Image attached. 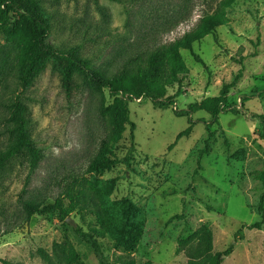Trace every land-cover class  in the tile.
<instances>
[{"label":"rangeland","instance_id":"374dc122","mask_svg":"<svg viewBox=\"0 0 264 264\" xmlns=\"http://www.w3.org/2000/svg\"><path fill=\"white\" fill-rule=\"evenodd\" d=\"M223 1L228 0H40L49 15L50 40L64 50L80 46L92 69L107 75L128 55L182 38ZM227 14L229 23L218 28L217 39L209 35L193 45L205 65L189 51L181 52L188 72L181 76V86L168 89L173 102L155 108L146 98L130 101L135 129L127 127L115 150L119 162L97 176L118 179L111 198H128L142 208L145 227L133 251L99 238L110 264L129 259L137 264H188L197 247L196 239L188 240L201 228L211 231L214 254L234 244L221 264H264V227L247 228L261 220L263 182L256 175L264 170V141L259 137L264 117V0H233ZM16 20L14 15L8 29ZM17 62L7 33L0 35V152L17 135L11 114L22 93L43 157L32 172L20 157L0 173V259L49 264L39 250L51 253L54 243L68 239L79 255L76 264H100L75 232L77 227L90 232L96 226L90 210L69 214L77 227L53 215L27 220L25 213L28 205L53 204L59 198L69 207V199L61 195L69 177L86 173L107 134L99 113L102 95L77 77L78 88L67 96L52 65L23 91ZM242 67L243 76L228 96L229 109L213 120L200 103L218 96ZM105 96L110 104L108 92ZM189 119L192 131L175 143ZM209 138V153L199 164ZM54 264H60L56 257Z\"/></svg>","mask_w":264,"mask_h":264},{"label":"trees","instance_id":"16d2710c","mask_svg":"<svg viewBox=\"0 0 264 264\" xmlns=\"http://www.w3.org/2000/svg\"><path fill=\"white\" fill-rule=\"evenodd\" d=\"M114 1L121 2V0ZM232 2L233 0L221 2L212 13L204 16L196 27L185 33L182 38L126 56L125 59H121L119 69L107 75L92 69L91 60L80 55V46L64 50L50 40L49 15L42 8L40 0H0V35L7 33L8 42L17 52L16 68L19 75L24 76L23 91L32 86L50 65L59 71L62 88L69 97L78 88L76 78L81 77L102 95L103 102L99 113L107 132L96 155L90 160L86 173L69 177L65 185L66 191L61 193L69 199V207L64 206L62 198L57 199L53 204L28 205L25 213L27 220L35 215H53L65 221L75 210L79 212L90 210L95 216L96 226L91 228L90 232L76 226L75 232L91 246L100 264H110L104 246L99 241L100 237H108L117 249L124 251H133L138 247L145 227L142 208L128 198L113 200L111 196L117 187L118 179L102 180L97 175L111 170L119 162L115 150L123 139L127 127L129 126L131 130L135 129V123L130 118V101L146 98L155 108H162L168 102H173L171 97H167L168 89L176 84L181 86L183 82L181 76L188 72L181 52L189 51L197 63L205 65L203 59L194 52L193 45L209 35L217 37L218 28L229 23L227 8ZM14 15L17 16L16 23L8 29ZM242 76L243 67L230 83L223 85L218 96L200 103V109L212 116L213 120H217L222 112L229 109L228 96ZM106 92L112 99L110 104H107ZM175 114L182 117L184 111L175 110ZM11 120L17 123L18 132L7 148L0 152V173L14 159L20 157L27 159L29 171L32 172L38 166L43 154L33 139L31 111L22 99V93L17 96ZM192 127L193 122L189 119V127L178 134L175 143L190 134ZM259 137L264 141V117ZM209 150L210 138L205 149L200 152L199 164L203 155L209 153ZM86 174L92 175L88 178ZM256 177L263 182V193L258 204L261 220L247 226L249 230H261L264 227V170L258 172ZM238 235L235 239H238ZM195 239L197 247L191 253L192 259L188 264H221L222 257L229 256L234 249L233 244L225 252L214 254L212 233L208 228H201L188 241ZM39 255L49 264H54V257L59 259L60 264H76L79 260L78 253L68 239L54 243L51 253L40 249ZM119 261L124 260L120 257ZM0 264L19 263L0 259ZM124 264L137 263L129 259L125 260ZM140 264L154 263L147 261Z\"/></svg>","mask_w":264,"mask_h":264},{"label":"water","instance_id":"95a60500","mask_svg":"<svg viewBox=\"0 0 264 264\" xmlns=\"http://www.w3.org/2000/svg\"><path fill=\"white\" fill-rule=\"evenodd\" d=\"M67 222L70 223L71 225H73L74 227L77 226V224L75 223V221L71 218H67ZM224 258V256L222 257V259Z\"/></svg>","mask_w":264,"mask_h":264}]
</instances>
